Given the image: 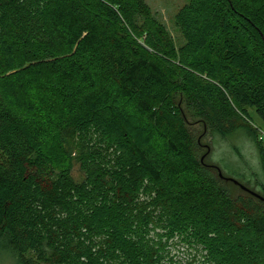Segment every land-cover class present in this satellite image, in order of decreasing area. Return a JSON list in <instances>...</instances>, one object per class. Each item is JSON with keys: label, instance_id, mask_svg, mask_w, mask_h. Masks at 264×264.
Masks as SVG:
<instances>
[{"label": "trees", "instance_id": "1", "mask_svg": "<svg viewBox=\"0 0 264 264\" xmlns=\"http://www.w3.org/2000/svg\"><path fill=\"white\" fill-rule=\"evenodd\" d=\"M175 20L179 47L145 0H0V264H264V179L199 155L179 100L264 143V0Z\"/></svg>", "mask_w": 264, "mask_h": 264}, {"label": "rangeland", "instance_id": "2", "mask_svg": "<svg viewBox=\"0 0 264 264\" xmlns=\"http://www.w3.org/2000/svg\"><path fill=\"white\" fill-rule=\"evenodd\" d=\"M152 12L157 18L166 26L169 34L174 39L176 46H180L184 42L183 35L176 24V14L181 7H183L188 0H145ZM180 103L183 106L184 113L188 120V129L193 134L197 145L195 150L199 155H203L206 160H210L207 157V153L210 149H213L211 160L212 162L222 165V158H227L229 161V167H234L233 164L238 165L248 176L251 178V185L256 187L257 178L264 179V170L261 163L258 147H263L264 143H258L256 140L251 139L248 135L234 134V136L228 139L222 138L219 134H214V130L211 127L210 120L201 113L198 105L187 98L186 96L179 97ZM251 115L254 122L245 120L246 126H249L256 132L264 133V120L256 113L254 109H251ZM264 148V147H263ZM240 152V154H239ZM74 157V167L72 174L78 181L84 179V173L81 170V165L78 161L77 151L71 150ZM242 156V158L240 157ZM213 164V163H212ZM215 164V163H214ZM228 172H230L228 170ZM258 176H256V173ZM222 180V179H221ZM221 185L227 189L228 192L234 197H248L244 191L238 185L232 181H222ZM249 198V197H248ZM255 200V199H254ZM260 207L264 208V203L256 201ZM195 250L181 247V251L178 253V258L184 260H191L195 254ZM4 260L2 264H13L11 261Z\"/></svg>", "mask_w": 264, "mask_h": 264}, {"label": "water", "instance_id": "3", "mask_svg": "<svg viewBox=\"0 0 264 264\" xmlns=\"http://www.w3.org/2000/svg\"><path fill=\"white\" fill-rule=\"evenodd\" d=\"M237 182V181H236ZM245 188V187H244Z\"/></svg>", "mask_w": 264, "mask_h": 264}]
</instances>
